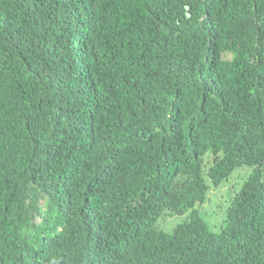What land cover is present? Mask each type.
<instances>
[{
	"label": "trees",
	"instance_id": "16d2710c",
	"mask_svg": "<svg viewBox=\"0 0 264 264\" xmlns=\"http://www.w3.org/2000/svg\"><path fill=\"white\" fill-rule=\"evenodd\" d=\"M0 264H264V0H0Z\"/></svg>",
	"mask_w": 264,
	"mask_h": 264
},
{
	"label": "rangeland",
	"instance_id": "374dc122",
	"mask_svg": "<svg viewBox=\"0 0 264 264\" xmlns=\"http://www.w3.org/2000/svg\"><path fill=\"white\" fill-rule=\"evenodd\" d=\"M250 171V167L243 166L235 170L228 181L218 185L211 183L207 178L205 182L208 186L207 200L200 206H196L198 217L206 224L211 232H220L225 227L224 214L228 203V198L239 187L241 181L245 179ZM188 213L180 216H172L164 210L158 217L155 227L167 233H171L173 228L187 219Z\"/></svg>",
	"mask_w": 264,
	"mask_h": 264
}]
</instances>
